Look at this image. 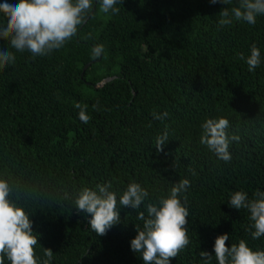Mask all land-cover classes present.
<instances>
[{"label":"trees","instance_id":"16d2710c","mask_svg":"<svg viewBox=\"0 0 264 264\" xmlns=\"http://www.w3.org/2000/svg\"><path fill=\"white\" fill-rule=\"evenodd\" d=\"M232 6L123 0L112 15L96 3L62 49L47 57L15 52L14 64L0 68V174L26 202L38 245L54 253L52 264H143L129 250L142 226L132 209H122L120 222L98 236L85 214L56 203L69 185L105 180L115 190L141 183L150 200L190 180V244L171 264H201L199 251L211 253L224 233L226 246L245 239L264 249V236L252 240L245 231L247 212L227 206L232 192L264 191V63L249 73L238 58L253 43L264 56V16L255 25L221 26L218 13ZM97 43L104 54L94 59ZM0 44L7 46V38ZM105 78L113 79L96 88ZM76 103L88 106L87 124L78 120ZM153 111L169 115L156 121ZM215 117L227 118V131L240 137L227 163L199 144V124ZM165 125L169 137L158 153L155 137Z\"/></svg>","mask_w":264,"mask_h":264},{"label":"clouds","instance_id":"9594fccd","mask_svg":"<svg viewBox=\"0 0 264 264\" xmlns=\"http://www.w3.org/2000/svg\"><path fill=\"white\" fill-rule=\"evenodd\" d=\"M100 11L116 15L123 0H0V39L7 38V46L0 44V68L14 64L15 52H28L32 57H47L62 49L91 15L94 4ZM234 5L224 7L218 13L221 26L233 21L255 25L258 17L264 16V0H209L210 5ZM14 50V51H12ZM104 54L102 44H94L90 49L92 58ZM247 65L249 73L254 72L264 56L255 43L249 46V54H238ZM78 120L87 124L90 116L87 105H74ZM93 110L97 106L92 105ZM167 111L151 113L152 119L163 122ZM229 120L225 117L205 118L200 124L199 144L204 146L217 160L230 162V145L239 142L240 137L230 134ZM169 130L155 137V150L159 153L168 141ZM191 176L197 175L192 168ZM191 186L184 178L172 183L170 190L162 196L150 200L149 190L136 181L129 182L123 189L115 190L110 180L96 183L93 187L67 186L57 204L69 207L77 215L87 216L89 229L98 236L104 235L112 226L120 222V211L130 208L136 212V219L142 226L135 227L136 235L129 241V250L139 254L143 264H171L190 244L187 227L190 215L185 194ZM19 193L10 180L0 174V264H52L54 253L38 245V234L33 231V222L26 212ZM227 206L237 211L247 212L249 221L245 229L252 240L264 236V191L257 189L249 197L238 190L230 193ZM143 208V210H140ZM229 234H219L214 238L211 253L199 251L201 264H264V249L253 250L245 239L229 244ZM36 246L43 250L37 255Z\"/></svg>","mask_w":264,"mask_h":264},{"label":"water","instance_id":"95a60500","mask_svg":"<svg viewBox=\"0 0 264 264\" xmlns=\"http://www.w3.org/2000/svg\"><path fill=\"white\" fill-rule=\"evenodd\" d=\"M89 17H90V16H89ZM88 19H89V18H88ZM91 64H92V63L87 64V65L83 68V72H84L87 68H89ZM112 79H113V78H105L101 83L97 84L95 87H96V88H99V87H101L103 84H105L106 82H108V81H110V80H112Z\"/></svg>","mask_w":264,"mask_h":264}]
</instances>
